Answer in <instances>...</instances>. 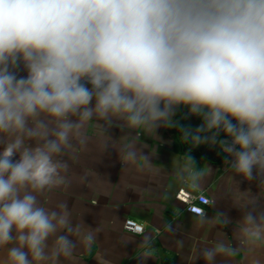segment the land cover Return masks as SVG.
<instances>
[{"label": "clouds", "instance_id": "1", "mask_svg": "<svg viewBox=\"0 0 264 264\" xmlns=\"http://www.w3.org/2000/svg\"><path fill=\"white\" fill-rule=\"evenodd\" d=\"M90 126L102 150L113 126L134 130L125 161L141 134L176 129L264 183V0H0V264H60L77 242L91 247L52 199L71 187ZM240 231L241 245L264 239V212H246Z\"/></svg>", "mask_w": 264, "mask_h": 264}, {"label": "crops", "instance_id": "2", "mask_svg": "<svg viewBox=\"0 0 264 264\" xmlns=\"http://www.w3.org/2000/svg\"><path fill=\"white\" fill-rule=\"evenodd\" d=\"M109 134V147L102 150L94 127H89L93 139L72 163L71 187L52 196L66 200L73 223L82 222L94 236L90 248L77 242L73 257L61 258L60 264H251L253 258L264 264V239L240 243L246 212H264V183L236 174L222 152L184 150L176 129L141 134L135 161L121 157L124 139L132 140L135 131L113 126ZM181 186L210 198L204 214L184 209L175 198ZM126 219L140 222L143 231L126 230ZM219 243L237 251L206 261L203 251ZM6 255L0 249V260Z\"/></svg>", "mask_w": 264, "mask_h": 264}, {"label": "built area", "instance_id": "3", "mask_svg": "<svg viewBox=\"0 0 264 264\" xmlns=\"http://www.w3.org/2000/svg\"><path fill=\"white\" fill-rule=\"evenodd\" d=\"M175 198L184 205V209L196 214H204L210 204V198L202 191L190 190L184 186L177 189ZM126 230L139 233L143 231V225L134 219H126L124 222Z\"/></svg>", "mask_w": 264, "mask_h": 264}, {"label": "water", "instance_id": "4", "mask_svg": "<svg viewBox=\"0 0 264 264\" xmlns=\"http://www.w3.org/2000/svg\"><path fill=\"white\" fill-rule=\"evenodd\" d=\"M200 123V121L196 118V117H192L190 120H185L184 121V124L187 126V125H190L191 127H196L198 126ZM178 131V130H177ZM179 133V139L180 141L182 142V145H183V148L184 150L186 149H193L195 151H199V150H202V151H205L207 148H210V153L214 154L216 152H219L221 153L219 147L217 145H212L210 143H200L199 145H195L193 144L191 141H185L182 134L178 131ZM204 148V149H202Z\"/></svg>", "mask_w": 264, "mask_h": 264}]
</instances>
